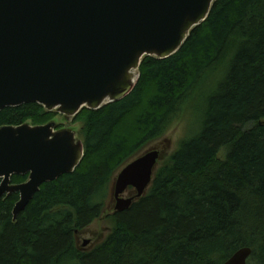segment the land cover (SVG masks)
Instances as JSON below:
<instances>
[{
  "label": "trees",
  "instance_id": "16d2710c",
  "mask_svg": "<svg viewBox=\"0 0 264 264\" xmlns=\"http://www.w3.org/2000/svg\"><path fill=\"white\" fill-rule=\"evenodd\" d=\"M192 96L198 132L161 162L143 196L109 213L115 174ZM57 115L26 103L3 108L0 126ZM71 122L83 143L75 170L43 183L15 219L18 193L0 199V264H223L243 247L248 264H264V0H215L176 53L142 58L129 94ZM105 215L107 235L82 248L77 235Z\"/></svg>",
  "mask_w": 264,
  "mask_h": 264
},
{
  "label": "water",
  "instance_id": "95a60500",
  "mask_svg": "<svg viewBox=\"0 0 264 264\" xmlns=\"http://www.w3.org/2000/svg\"><path fill=\"white\" fill-rule=\"evenodd\" d=\"M215 0H0V111L37 103L65 118L96 110L133 89L144 56L176 53ZM0 126V199L18 193L13 219L43 183L72 173L83 143L72 129ZM163 151L153 146L114 176L113 211L127 210L153 180ZM12 175H27L11 183ZM88 241H85L86 245ZM238 249L223 264H248Z\"/></svg>",
  "mask_w": 264,
  "mask_h": 264
},
{
  "label": "rangeland",
  "instance_id": "374dc122",
  "mask_svg": "<svg viewBox=\"0 0 264 264\" xmlns=\"http://www.w3.org/2000/svg\"><path fill=\"white\" fill-rule=\"evenodd\" d=\"M195 105L196 101L194 96H192L184 103L183 107L178 110V117L174 119L169 130L161 138L146 146L145 150L153 146H158L159 150L163 151V157L161 161H159L157 168L162 164L161 162L177 148L178 143L181 140L187 139L198 132L200 115L199 112L195 110ZM71 119L72 118L67 119L58 113L54 120L57 123V126L61 125L60 129H72L78 137L80 125L72 123ZM112 206L113 203L111 202V196L109 195L106 209L109 213L113 212ZM110 227L111 221L108 219L107 215L102 216L81 231L79 244L82 248H90L100 243L109 232ZM82 239L91 240L84 247V245L82 246L81 244Z\"/></svg>",
  "mask_w": 264,
  "mask_h": 264
},
{
  "label": "flooded vegetation",
  "instance_id": "af4514ba",
  "mask_svg": "<svg viewBox=\"0 0 264 264\" xmlns=\"http://www.w3.org/2000/svg\"><path fill=\"white\" fill-rule=\"evenodd\" d=\"M79 238H80V233H79V236L77 235V242H78V243H79V241H80ZM80 239H81V238H80ZM90 240H91V239H88V240H87V239H82V242H81L82 246L84 245V247H85L84 242H85V241H88V243H89Z\"/></svg>",
  "mask_w": 264,
  "mask_h": 264
}]
</instances>
